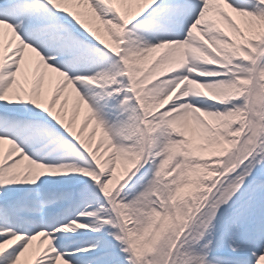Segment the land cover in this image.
<instances>
[{"label": "snow or ice", "instance_id": "snow-or-ice-1", "mask_svg": "<svg viewBox=\"0 0 264 264\" xmlns=\"http://www.w3.org/2000/svg\"><path fill=\"white\" fill-rule=\"evenodd\" d=\"M0 264H264V0H0Z\"/></svg>", "mask_w": 264, "mask_h": 264}]
</instances>
